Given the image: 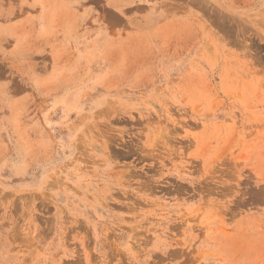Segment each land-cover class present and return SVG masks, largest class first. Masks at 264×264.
<instances>
[{"label":"rangeland","instance_id":"obj_1","mask_svg":"<svg viewBox=\"0 0 264 264\" xmlns=\"http://www.w3.org/2000/svg\"><path fill=\"white\" fill-rule=\"evenodd\" d=\"M0 264H264V0H0Z\"/></svg>","mask_w":264,"mask_h":264}]
</instances>
